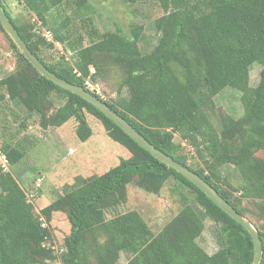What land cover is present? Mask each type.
<instances>
[{
    "label": "trees",
    "instance_id": "trees-1",
    "mask_svg": "<svg viewBox=\"0 0 264 264\" xmlns=\"http://www.w3.org/2000/svg\"><path fill=\"white\" fill-rule=\"evenodd\" d=\"M16 1L36 21L15 16L7 0L0 3L50 71L102 99L156 148L200 175L255 224L264 248V224L257 225L242 206L243 201L252 202L255 215L264 220V159L256 156L264 150V0H155L164 13L154 23L159 43L147 54L140 48L143 25L101 31L91 0ZM42 29L50 32L51 40L39 35ZM0 30L7 33L1 22ZM11 41L18 64L16 72L0 80L5 97L28 115L39 114L44 129L75 120L82 142L94 134L92 116L130 155L101 175L78 177L37 212L34 196L11 173L26 152L20 144L4 142L0 153L11 170L0 166V264H120L123 254L125 264H252L255 246L245 227L95 106L42 76ZM57 43L72 54L71 61L44 58L42 48L52 50ZM257 63L261 80L252 87L251 68ZM113 67L121 77L112 89L117 98L108 101L87 83L100 77L111 87L106 75ZM227 88L242 93L244 113L239 118L217 111L216 97ZM57 99L62 103L56 105ZM176 135L190 144L203 167L188 164ZM228 166L238 173L240 187L224 174ZM171 179L185 184L195 198L159 233L136 211L107 218L108 210L127 203L130 184L157 195ZM58 214L70 224L60 240L54 236ZM206 219L217 225L220 235L221 247L213 254L198 242Z\"/></svg>",
    "mask_w": 264,
    "mask_h": 264
},
{
    "label": "rangeland",
    "instance_id": "rangeland-1",
    "mask_svg": "<svg viewBox=\"0 0 264 264\" xmlns=\"http://www.w3.org/2000/svg\"><path fill=\"white\" fill-rule=\"evenodd\" d=\"M98 11L95 22L101 31L116 30L122 26L127 31L133 23L144 26V33L140 42L141 51L150 53L159 43L160 34L155 28V20L163 15V10L155 0H91ZM15 16L25 21H36L31 13L26 11L16 0H7ZM39 35L51 40V34L42 29ZM7 33L0 30V80L12 72L17 71L18 55ZM43 56L48 62H56L61 57L71 61V53L59 43L55 49L43 47ZM262 66L254 64L251 68V86L257 87L261 80ZM93 72H95L93 70ZM111 80V87L102 79L96 83L89 80L87 85L105 100L113 101L117 94L116 89L120 82V75L115 67L107 72ZM4 89H0V148L4 142L10 141L13 145L20 144L26 152L25 158L11 170L22 188L32 197L37 212L54 201L66 186L73 185L78 177H91L101 175L119 164L122 158H128L130 152L121 144L112 140L103 129L99 120L88 116L94 131L93 136L86 142L79 141L76 136L75 120L67 122L61 128L41 127V117L33 113L28 115L26 109L5 97ZM1 96H3L1 98ZM242 93L233 88L225 89L216 97L217 111L222 116L241 117L244 106L241 101ZM62 103L57 99L56 105ZM179 144L180 153L189 165L194 168L203 167V163L195 157V151L179 135L175 137ZM256 156L264 159V150L257 152ZM224 174L236 187H240L238 173L231 166L224 168ZM235 196H240L235 192ZM195 193L185 184L176 179L169 180L160 194L148 193L136 184L128 187V201L124 205L107 211V218L130 211L139 212L155 233H159L187 204L192 203ZM242 206L248 209V215L254 218L257 225L264 224L255 214L257 208L252 202L243 201ZM55 239L60 240L70 232V224L63 214L55 217ZM255 226V224H254ZM199 244L210 254L217 252L220 245V235L217 225L211 220H205V232L198 240ZM126 263L123 254L120 264Z\"/></svg>",
    "mask_w": 264,
    "mask_h": 264
},
{
    "label": "water",
    "instance_id": "water-1",
    "mask_svg": "<svg viewBox=\"0 0 264 264\" xmlns=\"http://www.w3.org/2000/svg\"><path fill=\"white\" fill-rule=\"evenodd\" d=\"M0 22L7 34L14 40L20 52L28 59V61L34 66L35 69H37V71L42 76L54 82L59 87L78 95L79 97L83 98L84 100L95 106L108 118H110L115 124H117L131 138H133L139 145H141L148 152H150L156 159L186 177L189 181H191L198 188H200L223 211H225L228 215H230L233 219H235L243 227H245L251 234L255 246V253L252 264H261L264 255L263 243L258 229L250 220L243 217L227 200H225L219 194V192L213 186H211L207 181H205L200 175L192 171L189 167L182 165L170 155L156 148L131 123H129L124 117H122L114 109H112L109 104H107L102 99L98 98L96 95L89 92L85 88L70 83L60 78L54 72L50 71L40 61V59L30 50L27 43L23 40L18 30L11 22L10 18L4 12L1 3Z\"/></svg>",
    "mask_w": 264,
    "mask_h": 264
},
{
    "label": "built area",
    "instance_id": "built-area-1",
    "mask_svg": "<svg viewBox=\"0 0 264 264\" xmlns=\"http://www.w3.org/2000/svg\"><path fill=\"white\" fill-rule=\"evenodd\" d=\"M0 166L4 168L5 170H9L8 168V160L5 155L0 153Z\"/></svg>",
    "mask_w": 264,
    "mask_h": 264
}]
</instances>
